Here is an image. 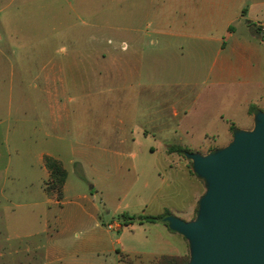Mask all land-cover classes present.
<instances>
[{
	"label": "crops",
	"instance_id": "0c3cea01",
	"mask_svg": "<svg viewBox=\"0 0 264 264\" xmlns=\"http://www.w3.org/2000/svg\"><path fill=\"white\" fill-rule=\"evenodd\" d=\"M13 5L14 10L8 11ZM108 9L107 19L101 12ZM260 24H264V0H0V34L5 36L0 35V51L15 45L19 52H32L30 59L19 55L14 61L18 69L14 80H8L10 85L1 71L0 126H15L14 144L31 148L42 173L39 194L43 201L36 205L46 206L39 215L45 231L51 221L62 234L86 216L95 219L96 208L89 196H78L91 200L88 207L65 203L66 182L60 200L44 188L49 177L45 157L60 162L67 174L66 164L71 165L89 183L81 165L86 152L67 141L74 132L70 106L75 100L79 107L73 113L78 120L103 114L110 121L107 134L97 136L91 145L97 152L131 167L136 161L143 164L158 149L163 152L161 181L168 183L172 199L155 216L168 213L193 220L204 182L182 156L168 150L176 146L201 154L215 150L211 144L194 146L192 136L199 132L206 140L208 132L214 133L209 129L213 122L228 126L231 135L236 109L250 126L254 115L249 113L250 106L264 111ZM6 64L5 58L0 60L1 68ZM106 95L110 97L107 113L103 111ZM87 106L93 109L87 112ZM135 131L139 140L151 137L153 145L135 150ZM1 142L0 175L6 172ZM68 153L84 156L66 163ZM18 165L21 171L23 162ZM54 205L59 206L58 212ZM133 224L142 225L135 222L126 227ZM147 224L153 235L141 252L146 258H133L140 253L134 246L116 247L119 238L108 242L91 238L83 247L91 255L114 254L118 264H156L161 256L188 255L181 235L162 223ZM80 253L48 249L44 264H83Z\"/></svg>",
	"mask_w": 264,
	"mask_h": 264
},
{
	"label": "rangeland",
	"instance_id": "374dc122",
	"mask_svg": "<svg viewBox=\"0 0 264 264\" xmlns=\"http://www.w3.org/2000/svg\"><path fill=\"white\" fill-rule=\"evenodd\" d=\"M71 5L76 8V4L72 3ZM14 8L13 5L8 11L14 10ZM101 13L107 19L110 17L109 9ZM1 36L5 37L4 35ZM19 51L16 50L15 45H12L11 50L0 51V60L5 58L7 61L6 68L0 67V74L2 71V74L7 77L8 85H10L8 80H14L15 72L18 69L15 67L14 61L17 58L19 59L20 56L28 59L32 57L31 51ZM103 98L107 103L103 111L107 113L110 107V97L106 95ZM77 102L78 100L71 102V126L74 132L67 141L76 150L85 151L86 153L85 156L78 153H75L76 155L68 153L64 161L68 163L70 158L78 160L84 156L81 165H83V173L89 183L73 170L71 165L66 164L68 174L64 201L67 204L78 202L88 207L91 205L90 201L92 200L96 208V211L92 213L95 219L86 216L80 224L70 226L62 234L57 232L51 221L50 229L46 232L43 222L39 218L41 211L46 206L36 205L43 201L39 194V190L43 187L42 173L34 163L31 148L24 146L18 148L14 144L13 131L15 126H0V141L4 144L1 147L4 158L2 169L4 171L6 169V172L0 175V264H44L48 249H61L70 253L80 250L83 264H118L114 254L91 255L89 249L83 247L85 242L91 238L104 239L106 242L119 238L121 242L116 247L122 249L127 245L134 246L140 253L132 255V257L146 258L141 252L153 235L147 223L142 225L133 224L129 227L121 226L118 231L108 230L106 226L112 223L120 224L118 219L122 215L133 217L155 216L161 211L162 205L170 203L172 199V197H169L171 188L168 183L161 181L165 175L163 168L165 155L158 149L154 156L143 160V164L136 161L131 167L129 163L114 156L97 152L91 145L97 136L102 135L103 132V135L107 134L105 129L110 121L103 114L99 116L101 118H98V116L92 118L87 115L82 120H78L73 113L79 107ZM0 107H2V104H0ZM92 109L93 107L87 106V112ZM233 122V125H235L233 126L234 130H249L253 127L250 126V121L248 123L245 115L239 109H236L233 113ZM95 126V130L92 131L91 128ZM209 126L210 131H214V133L208 132L209 137L202 140L200 133L197 132L191 138L193 145L211 144L216 149L221 148L222 145H228L234 130L230 129V135L228 126H223L217 122H213ZM134 135L137 140L135 150L147 149L149 145H153L154 140L151 137L139 140L136 131ZM229 139L230 141H228ZM103 140L108 142V139L104 137ZM28 141L31 142V139ZM103 144L106 145V143ZM105 148L108 149V147ZM206 153L205 151L202 152V154ZM182 160L187 162L188 167L191 168L190 161L184 156H182ZM20 162H23L21 171H19L21 166L18 165ZM46 182H44V188ZM153 189L156 191L153 192ZM20 190L24 191L23 195L18 193ZM25 190H29V193H26ZM97 190L102 194L96 195ZM79 195L89 196L91 200H79ZM146 196L149 198L148 202L144 198ZM139 198L144 199L138 200ZM53 208L56 212L60 209L58 205H54ZM195 215L196 213L193 218ZM96 223L98 226H96ZM135 260L138 262L147 261L146 259Z\"/></svg>",
	"mask_w": 264,
	"mask_h": 264
},
{
	"label": "water",
	"instance_id": "95a60500",
	"mask_svg": "<svg viewBox=\"0 0 264 264\" xmlns=\"http://www.w3.org/2000/svg\"><path fill=\"white\" fill-rule=\"evenodd\" d=\"M183 155L205 191L193 220L163 222L186 240L188 264H264V111L225 147Z\"/></svg>",
	"mask_w": 264,
	"mask_h": 264
},
{
	"label": "trees",
	"instance_id": "16d2710c",
	"mask_svg": "<svg viewBox=\"0 0 264 264\" xmlns=\"http://www.w3.org/2000/svg\"><path fill=\"white\" fill-rule=\"evenodd\" d=\"M257 110L258 109H256L254 106H250L249 113L251 115H253L257 112ZM233 126H234L233 124H230V129L232 131L234 130ZM213 150H208L207 153L212 152ZM168 151L170 153H177L180 156H184L183 154L185 152H191L189 149L177 147V146L170 148ZM44 166L49 173L48 180L45 183V185H46L45 191L48 194L56 193L57 199L60 200L61 199V191H62V188H63L65 182H66L67 173L64 170V168L62 167L61 163L58 162L57 160L51 158V157H45L44 158ZM190 166H191V162H190ZM168 215H169L168 213H166L162 216L133 217V216L122 215L121 218L118 219V221L120 222V224L122 226H128V225L135 223V222H137L139 224L147 222V223H162L163 225H165L168 228V224L163 222L164 217H166ZM188 261H189V256H182V257L161 256L157 259L156 264H188Z\"/></svg>",
	"mask_w": 264,
	"mask_h": 264
},
{
	"label": "built area",
	"instance_id": "2783aa9c",
	"mask_svg": "<svg viewBox=\"0 0 264 264\" xmlns=\"http://www.w3.org/2000/svg\"><path fill=\"white\" fill-rule=\"evenodd\" d=\"M258 30H259V33L261 35H264V24H260L258 26ZM106 227H107L108 230L113 231V230L119 229L120 228V224L119 223H116V224L112 223V224H108Z\"/></svg>",
	"mask_w": 264,
	"mask_h": 264
}]
</instances>
